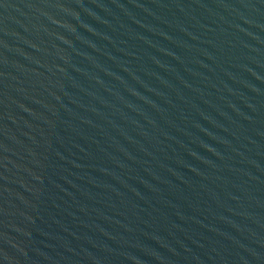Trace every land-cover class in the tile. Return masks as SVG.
I'll list each match as a JSON object with an SVG mask.
<instances>
[{"label":"water","instance_id":"95a60500","mask_svg":"<svg viewBox=\"0 0 264 264\" xmlns=\"http://www.w3.org/2000/svg\"><path fill=\"white\" fill-rule=\"evenodd\" d=\"M0 264H264V0H0Z\"/></svg>","mask_w":264,"mask_h":264}]
</instances>
